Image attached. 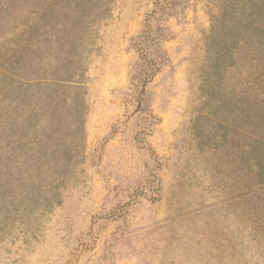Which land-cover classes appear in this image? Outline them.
Here are the masks:
<instances>
[{
  "label": "rangeland",
  "instance_id": "rangeland-1",
  "mask_svg": "<svg viewBox=\"0 0 264 264\" xmlns=\"http://www.w3.org/2000/svg\"><path fill=\"white\" fill-rule=\"evenodd\" d=\"M0 264H264V0H0Z\"/></svg>",
  "mask_w": 264,
  "mask_h": 264
}]
</instances>
